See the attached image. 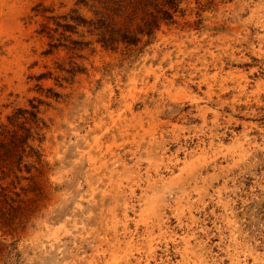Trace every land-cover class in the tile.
Segmentation results:
<instances>
[{
    "label": "rangeland",
    "instance_id": "obj_1",
    "mask_svg": "<svg viewBox=\"0 0 264 264\" xmlns=\"http://www.w3.org/2000/svg\"><path fill=\"white\" fill-rule=\"evenodd\" d=\"M130 1L0 0V264H264V0Z\"/></svg>",
    "mask_w": 264,
    "mask_h": 264
},
{
    "label": "trees",
    "instance_id": "obj_2",
    "mask_svg": "<svg viewBox=\"0 0 264 264\" xmlns=\"http://www.w3.org/2000/svg\"><path fill=\"white\" fill-rule=\"evenodd\" d=\"M108 1H112V0H108ZM106 0H102V2H108ZM155 0H132L129 2L128 6H129V13L127 16L132 17L135 15V13L137 12V10L142 9L144 11V13H142V18L140 19L142 22V29L141 31H145V33L147 35H151L152 34V27L155 26V22L153 21H148L146 19H144V16H151V13H148L146 11H148V8L153 7L156 8L157 7V3L155 2ZM175 1L176 0H161L163 6H168L170 9H173L175 6ZM162 17H164L165 19H171V14H169L168 11H161V10H157ZM112 34L114 33H120L122 32L123 34H121V39L124 40L127 44H133L134 42H136L137 40L134 37H130L128 36V31L127 30H123L122 27H119L117 30H110Z\"/></svg>",
    "mask_w": 264,
    "mask_h": 264
}]
</instances>
